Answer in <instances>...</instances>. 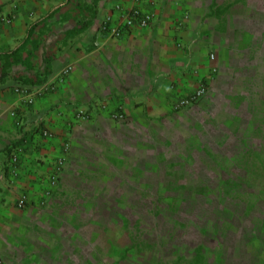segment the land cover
Returning <instances> with one entry per match:
<instances>
[{"label":"crops","instance_id":"crops-1","mask_svg":"<svg viewBox=\"0 0 264 264\" xmlns=\"http://www.w3.org/2000/svg\"><path fill=\"white\" fill-rule=\"evenodd\" d=\"M92 1L0 0V52L18 47L31 24L55 11L32 37L38 43L33 63L40 66L44 57L50 59L46 83L53 84V90L29 103L15 90L23 86L11 80L0 85L2 264L42 262L48 248L44 254L42 249L49 247L50 218L73 197L71 183L83 175H123L128 155L122 151L139 152L145 142L155 149L157 132L175 127L178 132L173 123L184 124L190 114L203 113L206 103L226 94L228 80L241 64L250 62L251 39L238 27L243 6L226 7L218 0H142L137 6L152 16L150 25H135L111 38L101 30L103 22L110 18L117 23L132 3L96 0L91 25L66 39L80 20L78 8ZM117 4L122 11L115 10ZM67 66L72 70L60 80ZM201 86L207 92L197 104L178 108ZM35 87H29L31 94ZM78 108L90 109L87 120L75 117ZM116 112L125 119L113 120L110 116ZM43 130L51 136H43ZM11 154L17 157L13 173ZM58 161H63L59 169ZM116 164L122 172L114 171ZM21 195L28 203L20 209L16 204ZM51 226L55 230L56 225Z\"/></svg>","mask_w":264,"mask_h":264},{"label":"rangeland","instance_id":"rangeland-1","mask_svg":"<svg viewBox=\"0 0 264 264\" xmlns=\"http://www.w3.org/2000/svg\"><path fill=\"white\" fill-rule=\"evenodd\" d=\"M218 1L244 8L249 64L155 149L122 151L123 175L71 183L38 264H264V0Z\"/></svg>","mask_w":264,"mask_h":264},{"label":"trees","instance_id":"trees-1","mask_svg":"<svg viewBox=\"0 0 264 264\" xmlns=\"http://www.w3.org/2000/svg\"><path fill=\"white\" fill-rule=\"evenodd\" d=\"M96 0L91 4H82L79 10L80 20L77 25L66 32L65 37L73 38L83 33L90 25L96 15ZM55 11L49 13L41 21L31 24L26 32V37L23 42L15 49L8 52H0V85H3L7 80L13 81L23 87L40 86L44 84L48 76L51 74L50 59L44 57L42 65L37 66L33 63L35 52L38 49L37 40L33 39L34 31L38 25L45 19L52 17ZM30 45V48L28 46ZM20 67L21 71H14L13 68ZM175 264H182L176 262ZM188 264H205L203 256L198 251L195 257Z\"/></svg>","mask_w":264,"mask_h":264},{"label":"built area","instance_id":"built-area-1","mask_svg":"<svg viewBox=\"0 0 264 264\" xmlns=\"http://www.w3.org/2000/svg\"><path fill=\"white\" fill-rule=\"evenodd\" d=\"M142 0H130V2L132 3V6L130 7L129 10H125L124 12V17L117 22V23H111V19L107 18L102 26H101V30L107 34L108 36H110L111 38H118L121 36L122 32L124 31V29L127 28H131L132 26H138L140 28H146L150 25L151 21H152V16L148 13L142 12L139 8H138V4L141 2ZM115 10L117 11H122L121 10V6L120 5H115L114 6ZM209 59L213 60L214 56L212 54L209 55ZM72 68L70 66L65 67L59 74V79L62 80L64 78H66L70 72H71ZM34 88V87H33ZM54 88L53 84H48V83H44L40 86H36L35 87V91H33L34 94H31V88L29 87H17V89H15L17 92H21L25 95V97L27 98V101L30 103L33 99L34 96H41L45 93L51 92ZM207 92V88L204 86H201L200 88H198V90H196L192 95H190L188 98H186L185 100H182L179 105L178 108H184V107H188L194 103H197L198 100H200L203 96H205ZM102 108H104L103 105H101ZM89 113H90V109L89 108H78L75 112V117L79 120H87L89 118ZM15 115V114H14ZM113 120L115 121H122L125 119V117L120 113V112H116L111 114L110 116ZM42 135L43 136H47L50 137V133L47 130H43L42 131ZM68 148V145L65 146V149ZM10 169H11V173H13V167L14 165L17 163V157L15 154H11L10 156ZM63 165V161H58L57 162V166L58 169L61 168ZM51 184L55 185L56 181H57V176L54 175L51 178ZM27 198L25 195H21L18 200H17V204L16 206L18 208H24L27 205ZM0 264H2V258L0 256Z\"/></svg>","mask_w":264,"mask_h":264}]
</instances>
